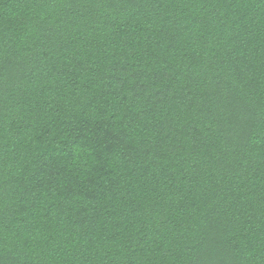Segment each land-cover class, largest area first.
<instances>
[{"label":"trees","instance_id":"trees-1","mask_svg":"<svg viewBox=\"0 0 264 264\" xmlns=\"http://www.w3.org/2000/svg\"><path fill=\"white\" fill-rule=\"evenodd\" d=\"M0 264H264V0H0Z\"/></svg>","mask_w":264,"mask_h":264}]
</instances>
